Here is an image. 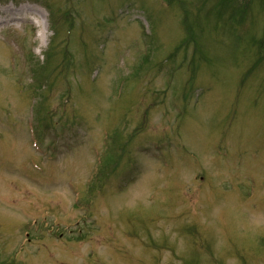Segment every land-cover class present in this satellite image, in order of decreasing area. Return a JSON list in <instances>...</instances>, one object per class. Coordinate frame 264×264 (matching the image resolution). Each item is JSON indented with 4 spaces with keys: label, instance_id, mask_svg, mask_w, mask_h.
Returning a JSON list of instances; mask_svg holds the SVG:
<instances>
[{
    "label": "rangeland",
    "instance_id": "obj_1",
    "mask_svg": "<svg viewBox=\"0 0 264 264\" xmlns=\"http://www.w3.org/2000/svg\"><path fill=\"white\" fill-rule=\"evenodd\" d=\"M0 262L264 264V0H0Z\"/></svg>",
    "mask_w": 264,
    "mask_h": 264
},
{
    "label": "bare ground",
    "instance_id": "obj_2",
    "mask_svg": "<svg viewBox=\"0 0 264 264\" xmlns=\"http://www.w3.org/2000/svg\"><path fill=\"white\" fill-rule=\"evenodd\" d=\"M8 12H9V11H8ZM8 12H7V13H8ZM10 20L12 21L13 18L7 19L6 21L9 22ZM43 20H44V19H43ZM11 21H10V22H11ZM38 24H39V23H37V25H38ZM45 24H46V22H45V20H44V21H43V26H44ZM38 26H39V25H38Z\"/></svg>",
    "mask_w": 264,
    "mask_h": 264
},
{
    "label": "trees",
    "instance_id": "obj_3",
    "mask_svg": "<svg viewBox=\"0 0 264 264\" xmlns=\"http://www.w3.org/2000/svg\"><path fill=\"white\" fill-rule=\"evenodd\" d=\"M263 56H261V58H262ZM56 67H57V64H56ZM0 264H6V263H4V262H0Z\"/></svg>",
    "mask_w": 264,
    "mask_h": 264
}]
</instances>
